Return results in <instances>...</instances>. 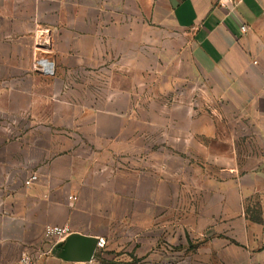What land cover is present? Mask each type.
<instances>
[{"label":"crops","instance_id":"1","mask_svg":"<svg viewBox=\"0 0 264 264\" xmlns=\"http://www.w3.org/2000/svg\"><path fill=\"white\" fill-rule=\"evenodd\" d=\"M175 33L188 42L229 125L242 123L264 144V0L235 8L221 0H0V264L26 250L56 255L65 241L47 239L48 226L107 236L109 208L126 204L127 182L141 183L115 166L141 147L144 137L126 130L145 121L116 112L134 109L124 88L110 97L94 87L99 78L125 77L127 62L139 65L134 71L157 62L158 47ZM42 34L51 39L43 55L55 61V76L35 70ZM111 62L115 69H104ZM23 124L32 128L15 136ZM258 168L264 184V157ZM229 171L236 176L239 166ZM33 174L38 180L27 185ZM258 176L253 185L228 183L231 201L240 205L242 192L259 187ZM245 261L264 264V255Z\"/></svg>","mask_w":264,"mask_h":264},{"label":"rangeland","instance_id":"2","mask_svg":"<svg viewBox=\"0 0 264 264\" xmlns=\"http://www.w3.org/2000/svg\"><path fill=\"white\" fill-rule=\"evenodd\" d=\"M189 48L175 33L167 46L158 47L157 62H141L135 71L139 65L127 62L125 77L99 78L102 84L94 87L99 94L110 91L111 97L122 87L131 97L134 109L116 112L144 117L142 127L126 130V137H144L141 147L115 166L136 173L141 183L134 188L127 182L126 204L109 208L105 246L97 251L103 260L69 262L50 252L42 264H249L247 256L264 255V184L258 168L264 144L257 134L245 135L242 123L229 125ZM115 66L107 63L104 69ZM15 128L17 136L32 126ZM231 164L239 166L236 176ZM257 173L259 187L242 192L236 205L228 183L243 178L253 185Z\"/></svg>","mask_w":264,"mask_h":264},{"label":"built area","instance_id":"3","mask_svg":"<svg viewBox=\"0 0 264 264\" xmlns=\"http://www.w3.org/2000/svg\"><path fill=\"white\" fill-rule=\"evenodd\" d=\"M240 0H221V5L226 7L235 8ZM242 31L247 32L248 27L242 26ZM51 45V39L44 37L42 34L41 40L37 44L38 54L35 59V70L48 75H56V63L55 61L45 57L43 54L47 51V48ZM38 180V175L33 174L26 181L27 185H32ZM71 235L70 228L67 226H48L46 229V237L49 240H56L57 243L66 241V239ZM105 246V240L101 238L100 247ZM45 253L38 251L26 250L22 253L21 257L9 264H42V258Z\"/></svg>","mask_w":264,"mask_h":264},{"label":"water","instance_id":"4","mask_svg":"<svg viewBox=\"0 0 264 264\" xmlns=\"http://www.w3.org/2000/svg\"><path fill=\"white\" fill-rule=\"evenodd\" d=\"M101 238L88 237L72 233L64 243H60L55 250L56 255L64 261L86 263L95 259Z\"/></svg>","mask_w":264,"mask_h":264},{"label":"trees","instance_id":"5","mask_svg":"<svg viewBox=\"0 0 264 264\" xmlns=\"http://www.w3.org/2000/svg\"><path fill=\"white\" fill-rule=\"evenodd\" d=\"M96 258H97V259H100V260H103V258H102V253L97 254V255H96Z\"/></svg>","mask_w":264,"mask_h":264}]
</instances>
